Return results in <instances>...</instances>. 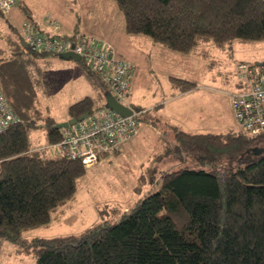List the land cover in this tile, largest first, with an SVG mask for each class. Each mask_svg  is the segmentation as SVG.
<instances>
[{
	"label": "trees",
	"instance_id": "obj_1",
	"mask_svg": "<svg viewBox=\"0 0 264 264\" xmlns=\"http://www.w3.org/2000/svg\"><path fill=\"white\" fill-rule=\"evenodd\" d=\"M112 1L129 36L177 54L191 55L211 42L220 50L264 43V0ZM28 21L34 22L29 16ZM3 32L0 85L20 123L0 134V247H33L36 264H264V154L254 152L264 149V135L195 134L170 124L177 157L185 163L190 156L198 169L160 172L152 181L159 190L117 223L28 245L24 234L49 226L51 214L75 197L87 167L42 159L30 150L29 134L40 124L47 144L61 139L56 120L39 108L38 95L51 66L45 59L57 55L24 50L22 36ZM88 78L107 103L111 93L95 75L88 72ZM171 80L185 93L198 87ZM95 103L85 97L71 105L69 120L106 108Z\"/></svg>",
	"mask_w": 264,
	"mask_h": 264
},
{
	"label": "rangeland",
	"instance_id": "obj_2",
	"mask_svg": "<svg viewBox=\"0 0 264 264\" xmlns=\"http://www.w3.org/2000/svg\"><path fill=\"white\" fill-rule=\"evenodd\" d=\"M30 15L40 22L56 16L68 30L109 40L134 65L128 103L142 108L146 114L139 117L136 140L87 168L75 197L51 214L49 226L24 234L28 245H34L35 240L79 236L103 223H117L137 202L159 190L152 181L159 180L160 172L198 169L190 156L182 163V156L177 157L172 130L163 124L157 127L152 123L156 119L195 134L243 133L231 108L230 95L237 82L235 69L242 62L264 63V43L235 44L231 49L220 50L211 42L202 44L191 55H181L153 44L148 38L129 36L124 17L112 0H20L12 11L0 16V39L4 44L7 38L3 31L12 37H23V24ZM141 39L148 43H141ZM45 60L51 66L38 95L39 108L46 116L63 124L69 120L68 108L85 97L93 98L96 107L105 105L102 89L96 81L94 84V79L89 80L81 62L57 56ZM171 78L190 81L198 87L181 93ZM146 122L159 132L151 129L149 147L143 150ZM28 139L30 150L46 147L42 124ZM34 251L30 246L5 242L0 247V264H36Z\"/></svg>",
	"mask_w": 264,
	"mask_h": 264
},
{
	"label": "built area",
	"instance_id": "obj_3",
	"mask_svg": "<svg viewBox=\"0 0 264 264\" xmlns=\"http://www.w3.org/2000/svg\"><path fill=\"white\" fill-rule=\"evenodd\" d=\"M19 0H0V12L7 14ZM23 39L35 53L50 55L74 54L82 66L100 79L113 98L133 111L129 117L104 108L77 124L60 130L61 139L54 144L35 149L42 159H69L87 167L97 165L103 156L119 153L139 131L143 112H137L128 99L132 91L134 65L121 56L106 40L84 33L61 34V24L47 19V30L35 22L23 24ZM237 82L230 95L231 108L238 127L251 136L264 135V63H239L235 69ZM20 119L0 85V134L19 124Z\"/></svg>",
	"mask_w": 264,
	"mask_h": 264
},
{
	"label": "water",
	"instance_id": "obj_4",
	"mask_svg": "<svg viewBox=\"0 0 264 264\" xmlns=\"http://www.w3.org/2000/svg\"><path fill=\"white\" fill-rule=\"evenodd\" d=\"M20 44L24 50H27V44L23 38L20 39ZM60 58L62 60H65V61L72 60V61L77 62V63H80V61H81L80 57L77 55H74V54L61 55ZM106 100H107L106 108L111 109V110H113V111L117 112L118 114L125 116V117H129V116L133 115V111L131 109H129L128 107L118 103L113 98V96L111 94L106 96ZM87 116L88 115H83L78 119H70L63 124H58L56 126V128L58 130L67 129L70 126H73V125L77 124L78 122L85 120L87 118ZM254 152L256 155H261V154H264V149H262L260 151H254Z\"/></svg>",
	"mask_w": 264,
	"mask_h": 264
},
{
	"label": "crops",
	"instance_id": "obj_5",
	"mask_svg": "<svg viewBox=\"0 0 264 264\" xmlns=\"http://www.w3.org/2000/svg\"><path fill=\"white\" fill-rule=\"evenodd\" d=\"M20 1V0H19ZM29 18L30 19H32V20H34V22L35 23H37L38 25H40L43 29H45V30H47V19H54V20H57L60 24H61V30L59 31L61 34H63V35H66V36H70L71 34H74V33H79V32H75V31H71V30H68L67 28H66V26H64V24L58 19V18H56V16L55 17H52V18H45L44 20H42L41 22L39 21V20H36L34 17H32V15H30L29 16ZM27 19H28V17H27ZM81 33V32H80ZM140 38V37H139ZM142 41H141V43L142 42H145V43H148V41L147 40H145V39H141ZM145 40V41H144ZM106 41H108L109 43H111L109 40H106ZM112 44V43H111ZM113 45V44H112ZM114 46V45H113ZM115 47V46H114ZM116 49V48H115ZM117 50V49H116ZM118 52V51H117ZM119 53V52H118ZM120 54V53H119ZM121 55V54H120ZM122 56V55H121ZM181 93H185V92H181ZM186 93H188V92H186ZM178 96H180L179 94L177 95V96H175V97H178ZM138 108V107H137ZM142 109V108H141ZM146 114V113H145ZM146 120H148L147 118H146ZM155 121H157V119L155 120ZM143 123V122H142ZM145 125H146V127L145 128H147V130L145 131V136L142 138V148H143V150L145 149V148H147V147H149V143H150V137H151V129H154L156 132H159L158 131V128H155V127H153L151 124H149V123H144ZM161 124H163V125H167V124H169L168 122H167V124H165V123H163V122H161ZM172 125V124H171ZM177 127V126H176ZM190 133H195V132H193V131H191ZM136 138H137V136L131 141V142H134V140H136ZM131 142H129V143H127L126 145H125V147H124V149L126 148V146L128 145V144H130ZM148 172H149V170H148Z\"/></svg>",
	"mask_w": 264,
	"mask_h": 264
}]
</instances>
